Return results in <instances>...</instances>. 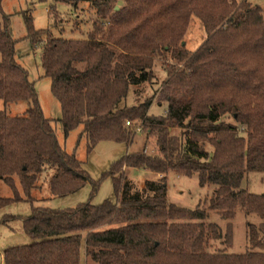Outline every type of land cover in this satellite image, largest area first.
<instances>
[{
	"label": "trees",
	"instance_id": "1",
	"mask_svg": "<svg viewBox=\"0 0 264 264\" xmlns=\"http://www.w3.org/2000/svg\"><path fill=\"white\" fill-rule=\"evenodd\" d=\"M54 1L73 9L86 2L95 16L82 38L66 39L35 29L31 14L22 12L25 37L32 46L41 44V67L60 106L63 135L80 126L89 152L100 141L130 145L139 127L155 136L157 153H127L104 173L114 181L113 202L33 207L21 219L31 242L5 248L3 264H80L82 244L96 264H264V194L242 187L248 173L264 172L262 8L248 0ZM1 3L0 100H24L28 107L16 116L0 110V181L13 193L0 195V208L22 200L16 179L28 196L47 170L51 196L90 181L43 115L33 83L16 61L10 14ZM54 11L50 6L48 12ZM192 17L206 37L189 52L181 42ZM158 62L166 73L159 103L165 108L152 115V98L128 105L126 97L132 86L152 83ZM128 168L161 177L139 189L127 178ZM169 172L196 174L199 186H214L207 205L170 203ZM237 211L259 222H246L248 248L228 253ZM211 212L228 220L224 231L210 220ZM217 241L224 247L213 249Z\"/></svg>",
	"mask_w": 264,
	"mask_h": 264
},
{
	"label": "rangeland",
	"instance_id": "2",
	"mask_svg": "<svg viewBox=\"0 0 264 264\" xmlns=\"http://www.w3.org/2000/svg\"><path fill=\"white\" fill-rule=\"evenodd\" d=\"M252 4L259 5L264 14V0H248ZM3 12L10 14V34L15 40L16 61L24 67L28 74V80L33 83L39 105L45 117L52 119L56 137L59 144L68 152L74 153L81 161L82 168L89 176L90 181L77 191L64 196H51L49 194L47 181L52 170L40 174L38 183L40 187L25 195L16 179V185L20 201H13L0 208V264H3L2 252L5 248L14 245L26 244L31 239L22 228L21 219L32 212L33 207H46L50 209L72 208L79 203L91 199V203L99 204L104 200L113 202L115 200L114 181L110 176H105L114 162L130 152L144 151L146 154H156L155 136L149 135L145 130H136L133 133L132 143L126 145L114 141H100L91 151L87 152L85 138L79 136L81 127L78 126L63 135L62 127L58 121L61 110L58 102L50 91L51 81L43 75L41 67V44L32 46L26 38V30L22 12H29L35 29H48L52 36L66 39H80L90 29V24L95 18L93 11L86 2H79L75 9L64 2L54 0H2ZM53 6L54 12H48ZM54 16V17H52ZM55 23V24H54ZM206 33L199 19L192 17L189 27L182 38L187 51H194L205 39ZM154 78L152 83H144L140 86H132L127 94L126 103L143 102L152 98L148 114L160 115L164 112V105H160L163 99L162 81L166 78L164 69L159 62L153 68ZM28 107L27 101H16L4 104L0 100V110H4L11 116L21 115ZM231 122L232 120L229 119ZM178 132L177 128H174ZM210 149V147H208ZM127 178L136 188L143 189L149 180H157L160 174L141 169L128 168L125 170ZM144 174L149 177H142ZM95 184V189L93 185ZM242 187L248 192L264 194V172L248 173L242 182ZM214 186H199L196 174L192 176H180L172 172L167 174V200L181 207L195 208L197 205L206 206L214 190ZM0 195L11 197L12 190L0 181ZM14 216L15 219L2 222L4 216ZM211 221L219 224L222 231L225 230L228 220L221 219L216 212L209 215ZM258 223L259 219L252 214L246 217L244 213L237 211L231 220L232 239L226 251L228 253H243L247 248L246 222ZM224 247L218 241L213 244V249ZM80 264H96L84 256V245L80 247Z\"/></svg>",
	"mask_w": 264,
	"mask_h": 264
},
{
	"label": "crops",
	"instance_id": "3",
	"mask_svg": "<svg viewBox=\"0 0 264 264\" xmlns=\"http://www.w3.org/2000/svg\"><path fill=\"white\" fill-rule=\"evenodd\" d=\"M143 172H146V170H142ZM142 177H149L148 175L144 174Z\"/></svg>",
	"mask_w": 264,
	"mask_h": 264
},
{
	"label": "built area",
	"instance_id": "4",
	"mask_svg": "<svg viewBox=\"0 0 264 264\" xmlns=\"http://www.w3.org/2000/svg\"><path fill=\"white\" fill-rule=\"evenodd\" d=\"M126 124H128V122H126ZM136 130H140V128H139V127H137V128H136Z\"/></svg>",
	"mask_w": 264,
	"mask_h": 264
},
{
	"label": "water",
	"instance_id": "5",
	"mask_svg": "<svg viewBox=\"0 0 264 264\" xmlns=\"http://www.w3.org/2000/svg\"><path fill=\"white\" fill-rule=\"evenodd\" d=\"M114 9L117 10L118 9V6H115Z\"/></svg>",
	"mask_w": 264,
	"mask_h": 264
}]
</instances>
